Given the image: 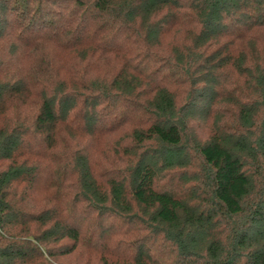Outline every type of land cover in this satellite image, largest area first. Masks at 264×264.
I'll use <instances>...</instances> for the list:
<instances>
[{
    "label": "trees",
    "instance_id": "16d2710c",
    "mask_svg": "<svg viewBox=\"0 0 264 264\" xmlns=\"http://www.w3.org/2000/svg\"><path fill=\"white\" fill-rule=\"evenodd\" d=\"M0 264H264V0H0Z\"/></svg>",
    "mask_w": 264,
    "mask_h": 264
},
{
    "label": "rangeland",
    "instance_id": "374dc122",
    "mask_svg": "<svg viewBox=\"0 0 264 264\" xmlns=\"http://www.w3.org/2000/svg\"><path fill=\"white\" fill-rule=\"evenodd\" d=\"M24 60V59H23ZM28 60V59H27ZM27 60H24L23 61V63L24 64H26V62L28 63L29 61H27ZM205 131H206V128H205ZM122 137V134H121V136H120V138ZM114 140H115V138H111V139H109V138H106V137H103V138H100V139H98V140H96V141H90V142H88V144H89V147H92V146H94L95 148H104L105 146H107L108 144H111L112 142H114Z\"/></svg>",
    "mask_w": 264,
    "mask_h": 264
}]
</instances>
